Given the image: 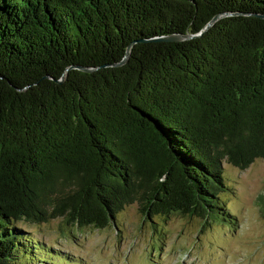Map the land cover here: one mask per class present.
I'll return each mask as SVG.
<instances>
[{"label": "trees", "instance_id": "trees-1", "mask_svg": "<svg viewBox=\"0 0 264 264\" xmlns=\"http://www.w3.org/2000/svg\"><path fill=\"white\" fill-rule=\"evenodd\" d=\"M257 158L264 0H0V264L52 254L21 221L227 220L224 161Z\"/></svg>", "mask_w": 264, "mask_h": 264}, {"label": "rangeland", "instance_id": "rangeland-1", "mask_svg": "<svg viewBox=\"0 0 264 264\" xmlns=\"http://www.w3.org/2000/svg\"><path fill=\"white\" fill-rule=\"evenodd\" d=\"M223 165L227 220L176 213L149 219L134 202L101 229L63 217L18 225L53 250L40 251L37 264H264V158L246 169Z\"/></svg>", "mask_w": 264, "mask_h": 264}, {"label": "water", "instance_id": "water-1", "mask_svg": "<svg viewBox=\"0 0 264 264\" xmlns=\"http://www.w3.org/2000/svg\"><path fill=\"white\" fill-rule=\"evenodd\" d=\"M225 15H229V14L228 13L216 14L211 19V21L203 28V30L200 33H197V34H171V35H167V36L157 37V38H155V40L181 41V40H185V39H191V38H193L195 36L200 35L203 31L207 30L216 20H218L219 18H221V17H223ZM132 44L133 43H131L128 46L126 56H125L124 60L122 62H120L119 64H123L124 62L127 61V58H128V56L130 54V49H131ZM79 68L82 69V70H85V71H91L92 70V68H87V67H82V66H80Z\"/></svg>", "mask_w": 264, "mask_h": 264}]
</instances>
